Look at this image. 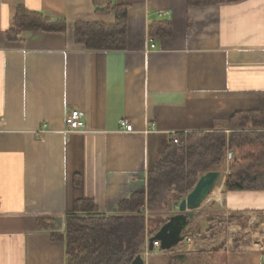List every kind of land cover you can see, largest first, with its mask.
<instances>
[{
	"label": "crops",
	"instance_id": "1",
	"mask_svg": "<svg viewBox=\"0 0 264 264\" xmlns=\"http://www.w3.org/2000/svg\"><path fill=\"white\" fill-rule=\"evenodd\" d=\"M188 1L0 0V264H65L51 235L63 234L78 203L115 214L146 192L172 134L229 133L235 113H264V0ZM109 5L128 6L125 48L77 43L78 23H114ZM18 10L66 31L14 36ZM160 22L169 35L150 37ZM72 110L85 127L67 134ZM225 164L207 212L190 224L189 252L199 248L210 264H264V190L226 192ZM222 245L224 261L212 262Z\"/></svg>",
	"mask_w": 264,
	"mask_h": 264
},
{
	"label": "trees",
	"instance_id": "2",
	"mask_svg": "<svg viewBox=\"0 0 264 264\" xmlns=\"http://www.w3.org/2000/svg\"><path fill=\"white\" fill-rule=\"evenodd\" d=\"M108 9L115 15L114 23H78L74 27L77 43L92 50L125 48L128 6L109 5ZM14 28V36L21 31L64 33L66 23L18 10ZM148 33L150 37H167L170 25L167 22L154 24ZM228 127L229 133L180 134L179 145L170 139L147 175L146 192L133 194L120 202L115 214H98L90 201L78 203L74 212L65 217L63 234L51 235L53 240L64 244L65 264H131L136 256L145 253L148 239L169 219L151 222V217L168 213L187 196L202 174L225 163L228 164L224 178L226 192L264 190V113H235ZM185 237L191 238L193 233L188 231ZM227 251L222 245L211 250L208 258L212 262H222ZM176 260L171 259L167 264H180Z\"/></svg>",
	"mask_w": 264,
	"mask_h": 264
},
{
	"label": "water",
	"instance_id": "3",
	"mask_svg": "<svg viewBox=\"0 0 264 264\" xmlns=\"http://www.w3.org/2000/svg\"><path fill=\"white\" fill-rule=\"evenodd\" d=\"M220 177V167H216L198 178L192 190L178 202L177 213L170 216L155 235L148 239L147 248L149 251H153L154 242H157L160 251L164 252L174 250L183 242L197 210L213 192ZM131 264H145V260L138 255Z\"/></svg>",
	"mask_w": 264,
	"mask_h": 264
},
{
	"label": "rangeland",
	"instance_id": "4",
	"mask_svg": "<svg viewBox=\"0 0 264 264\" xmlns=\"http://www.w3.org/2000/svg\"><path fill=\"white\" fill-rule=\"evenodd\" d=\"M225 165L226 164H224L222 166V168H224ZM220 170H221V177H220L219 181L217 182V185H216L215 189L210 194L208 199L202 204L203 209H205V211H206V209L209 208V206L207 207L206 204L210 201L211 198H213L214 192L217 190V188L220 187V185L222 183L224 175L222 173V169L221 168H220ZM158 216H154V218H151V222H154L155 220H159L160 218H162L160 215H158ZM208 216H210L209 212H208ZM204 232L205 231H202L201 233H204ZM200 239H202V238H200ZM203 241L205 243V246H207L206 247V249H207L211 244H210L209 240H206V241L203 240ZM146 247H147V245H146ZM183 248H184V246L181 244L177 248H175L172 252L171 251L170 252H165L162 255H158V256H155L154 253L159 252L160 249L155 248L151 252V251L148 250V248H146L145 249V253L142 255V257L145 260V264H167L171 259H174V260L177 259L176 261H180V264H210V262L208 261V259L206 257H202V256L198 255L199 248H195V251L196 250L197 251L194 252V253L189 252V251H188V253L184 252Z\"/></svg>",
	"mask_w": 264,
	"mask_h": 264
},
{
	"label": "built area",
	"instance_id": "5",
	"mask_svg": "<svg viewBox=\"0 0 264 264\" xmlns=\"http://www.w3.org/2000/svg\"><path fill=\"white\" fill-rule=\"evenodd\" d=\"M1 122V118H0ZM84 121L82 119V114L78 110H72L65 118V132L67 134L82 131L84 129ZM45 128V127H44ZM120 128L125 133H131L133 132V126L128 123L127 121L123 120L120 122ZM42 131V130H41ZM180 134H172L171 139L173 140V143L176 145H179V137ZM184 248V252H188L193 250V241L190 237H185L183 242L181 243ZM180 244V245H181ZM159 244L157 242H154V249H158Z\"/></svg>",
	"mask_w": 264,
	"mask_h": 264
},
{
	"label": "bare ground",
	"instance_id": "6",
	"mask_svg": "<svg viewBox=\"0 0 264 264\" xmlns=\"http://www.w3.org/2000/svg\"><path fill=\"white\" fill-rule=\"evenodd\" d=\"M218 191V190H217Z\"/></svg>",
	"mask_w": 264,
	"mask_h": 264
}]
</instances>
